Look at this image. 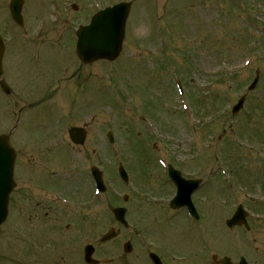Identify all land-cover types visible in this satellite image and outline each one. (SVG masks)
<instances>
[{
    "label": "rangeland",
    "instance_id": "1",
    "mask_svg": "<svg viewBox=\"0 0 264 264\" xmlns=\"http://www.w3.org/2000/svg\"><path fill=\"white\" fill-rule=\"evenodd\" d=\"M8 1L0 0V11ZM115 1L119 0H74L80 5L77 12L67 8L63 12L67 0H24L26 27L32 24L28 31L34 24H43L44 31L34 45L23 41L2 60L8 87L21 88L11 96L0 91V132L14 124L9 118L13 102L29 100L51 85L53 101L34 110L25 108L27 113L19 120L16 135L66 133L70 126L86 125L89 142L85 148L93 151L86 166L102 162L106 180L114 183L118 181L117 164L122 163L131 171L142 196L149 191L145 184L163 181L157 169L160 165L153 160L157 154L174 167H182L184 174L200 177L217 166V155L218 164L220 160L224 163L236 188L231 196L218 172L213 174V183L204 186L206 196L217 198L211 201L217 227L218 217L224 220L228 216L226 206L233 199L251 205L249 196L264 194V0H126L131 6L119 57L113 62L87 65L72 82L67 81L63 76L77 61L72 37L68 40L62 36H70L97 8ZM54 16L62 20L52 24ZM256 74V86L246 92V85ZM177 81L182 94L177 91ZM243 93V108L231 115L230 106ZM29 121L34 125H28ZM44 123L49 124L45 129ZM109 130L113 144L105 137ZM16 135L13 138L19 139ZM212 135L215 139L207 147ZM96 144L100 152L93 150ZM16 167L18 172V164ZM152 185L155 191L160 188ZM122 186L118 185L117 191L127 192ZM17 196L14 191L9 218L0 230V264H14L10 260L17 257L18 241L13 231L19 210ZM204 196L199 192L196 197L209 203L208 199L204 202ZM141 202L147 205L148 201ZM90 212L95 216L96 207L69 210L73 215L80 213L81 218H91ZM102 215L105 229V210ZM132 218L148 227L137 215ZM156 227L168 237L178 235L164 224L157 223ZM74 259L70 253L71 264L76 263Z\"/></svg>",
    "mask_w": 264,
    "mask_h": 264
},
{
    "label": "flooded vegetation",
    "instance_id": "2",
    "mask_svg": "<svg viewBox=\"0 0 264 264\" xmlns=\"http://www.w3.org/2000/svg\"><path fill=\"white\" fill-rule=\"evenodd\" d=\"M19 148V153L22 154L21 149H27L28 144L24 143ZM47 155L41 156L37 164L30 166L32 175L27 179L24 175H20L22 186L20 192L23 194L30 192L34 196L37 206L49 203V190L56 186L60 192L59 195L64 196L67 192L74 190L77 182L71 179L70 174H59L57 180L53 178L51 166L46 160ZM75 173L73 178L77 177ZM83 179L82 174L79 176L78 181ZM27 182L31 185L28 187ZM47 212H36L34 216V226L49 227ZM262 216L261 220L252 221L247 219L248 227L233 226L228 231H243L242 238L236 242L239 245L234 246V254H228L230 245H233V240L225 235L226 242L218 240L220 246H216L214 230L211 228V222L206 220V235L199 237L198 230L194 229L192 225L188 228H180L177 231L178 235L175 238L166 236L163 232L152 235L151 239L155 242V248H148L147 254L154 252L160 259V264H222L220 261L224 257H229V262L232 264H239L240 259L243 258L248 264H264V208L260 211ZM180 218L174 219V224H182L183 214L179 215ZM58 222L63 220L62 217L56 218ZM247 233L250 236L247 238ZM229 237V238H227ZM150 240V239H149ZM226 245V248H225ZM226 250V251H225ZM236 255V256H235ZM129 254H119L117 251L112 257L111 264H132L127 259ZM45 264H54L53 262H46Z\"/></svg>",
    "mask_w": 264,
    "mask_h": 264
},
{
    "label": "water",
    "instance_id": "3",
    "mask_svg": "<svg viewBox=\"0 0 264 264\" xmlns=\"http://www.w3.org/2000/svg\"><path fill=\"white\" fill-rule=\"evenodd\" d=\"M20 3L21 0H13L11 5V13L18 22L20 21ZM128 10V3L116 4L96 14L89 25L79 28L76 44L78 58L84 62L100 58L114 59L121 48ZM240 105L241 101L234 111ZM69 133L73 141L82 142L84 134L81 129L71 128ZM13 162L14 152L9 146L7 138L0 136V224L6 217L8 195L14 186L12 181ZM172 178L174 181L178 180L177 173L172 172ZM194 185L193 182L180 185L179 198L181 197L183 202L187 200ZM88 254L90 253L88 252Z\"/></svg>",
    "mask_w": 264,
    "mask_h": 264
}]
</instances>
